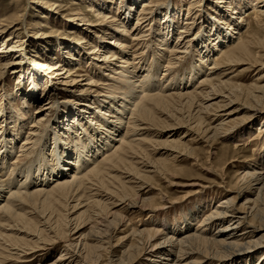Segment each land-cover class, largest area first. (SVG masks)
Listing matches in <instances>:
<instances>
[{
    "label": "bare ground",
    "instance_id": "1",
    "mask_svg": "<svg viewBox=\"0 0 264 264\" xmlns=\"http://www.w3.org/2000/svg\"><path fill=\"white\" fill-rule=\"evenodd\" d=\"M101 1L89 0L85 11L74 7L78 5L76 3L68 7L54 3L51 4L52 12L41 15L45 21L50 13L74 16L71 30L81 34L74 47L60 42V39H56L55 45L49 49L44 45L47 48L44 50H57L56 55H65L57 63H46L41 67L35 64L29 68L21 62L26 54L22 47L18 52H22L19 60H4L3 53L8 58L14 50L3 47L4 42L0 47V74L4 76L13 66L18 68L11 73L18 74L13 94L0 96L1 99L4 97L0 108V264H46L45 260L55 248L48 245L63 247L60 256L50 264H101L102 252L116 247L121 249L120 255L114 258L115 253H108L107 264H135L137 261L142 264H263L264 250L256 251L264 249V235L256 238L255 234L264 228L263 147L256 149L259 155L253 160L241 163L234 175L235 183L226 182V176L222 175L218 186L226 187L223 189L228 195L216 204H213V198L203 201L201 206L196 205L192 211L182 213V222L176 224L163 218L165 211L172 206L168 204L167 194L159 191L158 202L147 197L154 189L151 181L156 178L163 180L168 187H188L183 198L187 200L202 193L194 189L199 187L198 183L181 184L176 181L178 169L167 170L161 165L165 161L147 162V157L144 160L140 155L146 154L147 140L143 135L163 136L164 133L151 128L150 122L157 110L163 111L170 103L187 106L195 111L194 115L204 117L192 124L178 120L167 129L168 136L158 149L164 147L170 151L169 162L191 160V165L197 167L199 160L195 149L201 144H205L207 158H211L213 143L218 141L233 142L231 149L234 153L241 145H249L255 140L258 144L264 142V110L261 108L264 85L238 91L243 87L232 86L231 82L228 86L219 79L229 67L241 63L264 68L263 51H254L257 46L261 48V41L254 39V32L249 30L251 24L256 30L264 29V0H218L215 3L218 8L216 16L198 11L195 17L188 19L187 14L184 23L188 24H182L184 26L173 43L169 41L180 9L176 10L171 0L159 3L155 0H107L111 7ZM27 3L28 6L40 4L44 8L49 4L45 0H29ZM94 4L96 9L92 6ZM248 5L252 6V12L245 15L242 9ZM15 10V16L0 20V36L11 30V35L16 33L14 38H19L22 30L28 33L29 29L38 28L27 21V6ZM90 12L99 24H103L99 28L101 35L90 36L88 31L91 29L82 27L90 26L86 20V14ZM135 12L137 15L134 16ZM130 20L135 24L128 28ZM195 23L206 26L202 27L203 33L191 38L189 31L196 27ZM244 24L246 32L240 34ZM109 31L111 41L106 45L104 36ZM97 38L105 44L100 42L99 47L98 42H92ZM83 45L91 48L87 54L91 58H85ZM214 50L219 54L211 55ZM148 51L151 60L142 63L148 58ZM162 51L169 57L162 78L157 79ZM195 57L197 63L192 64ZM181 61H190L183 73L174 67ZM209 61L211 63L206 64ZM72 64L78 67L72 70ZM83 64L91 67V71L78 76V72L85 71L79 67ZM60 67L62 73L57 71ZM24 70H31L28 79ZM63 74L66 75L63 78L69 81L60 79ZM74 74L80 80L72 78ZM44 76L45 82L42 80ZM262 76L259 79H263ZM58 81L64 86L70 85V89L79 88L81 97L74 98L73 102L63 96L59 100L57 96L61 90L55 86ZM31 82L35 85L30 86ZM40 82L43 93L51 91L49 94L38 95L36 85ZM181 85L185 86L182 88ZM190 86L192 89H188ZM223 86L230 91L222 92ZM218 97L223 101L216 111L209 112L213 106L209 103ZM42 98H45L44 102L47 100L45 108L35 110L34 114L38 112V115L32 117V123L24 133L26 137L23 136L17 148L12 134L20 132L11 125L27 121L28 117L24 116L29 107L34 102L40 105ZM15 102L22 110H27L22 114L21 108L13 106ZM49 102H54L55 106H49ZM61 108L67 111L58 119L56 115ZM230 109L233 110L228 111ZM52 111L51 118L43 119ZM233 113L241 114L229 118ZM254 121L256 125H251ZM250 126L256 127L255 133L241 143L243 137L255 129ZM51 128L53 130L48 135ZM22 129L23 125H20L21 132ZM180 129L184 131L177 139H172ZM29 146L33 150L29 151ZM40 146L45 149L36 157L35 149ZM30 159L31 163L27 164ZM21 160H25L24 165L14 173L11 166L20 164ZM236 162L238 160L232 156L222 163V167H235ZM7 165H11L10 168ZM137 165H141L140 168ZM235 190L236 194L231 195ZM242 196L248 198L242 203L250 205L247 208L242 204L237 207ZM130 215L137 217L136 222L126 225ZM201 215L200 224L191 229L192 222ZM83 217L87 218L86 224L84 220V225L76 222ZM87 226V233L81 235ZM77 234L78 237L74 238ZM119 234L125 235L112 245L113 238Z\"/></svg>",
    "mask_w": 264,
    "mask_h": 264
},
{
    "label": "rangeland",
    "instance_id": "2",
    "mask_svg": "<svg viewBox=\"0 0 264 264\" xmlns=\"http://www.w3.org/2000/svg\"><path fill=\"white\" fill-rule=\"evenodd\" d=\"M28 1L29 0H20V1L19 0L18 1L17 0H0V20L7 19V17L9 18V16L10 17H12L13 15L15 16V14L17 12V10H15L16 7L20 11L21 9H23L27 6V10H26V13L28 14L26 17L27 21L31 24H36L38 26V28L29 29L28 33L25 30L24 31L22 30L21 34L19 35V38H14L16 33H13V35H11V32H10L11 30L9 32H5V33L1 34V36H0V47L3 46L2 44L4 42L3 47H12L14 50L11 54V55L14 54V56L9 55L8 58L6 57L7 54L3 53V56H5V57H3L4 60H5V58L6 59L12 58L13 60H19L21 58V57L19 58V54L22 52H20V53H18V52L21 50V47H22L23 53H26L24 55V57L21 59V62L23 64L27 65V67H29V68H31V66L35 67V64L36 65L38 64V66L41 67V65H43V64L47 65L46 63L54 64V63H57L61 59L63 60V56H65L64 54H62V55L60 54V56H59V55H56V53L58 52L57 50H52L49 52L47 50H44L43 48H45V46H44L45 44L48 46V49H49V46L55 45L56 39L57 40L60 39V42H62L64 44L68 43L72 47H74L77 44V42H78L77 40L80 39L81 34L75 33V30H71L72 29L71 23H74V21L72 20L74 18V16L63 17V14H61V13H53V14L50 13L49 17H48L49 19H47L45 21V19L41 18V15H44L45 13L47 14V13H49V11L52 12L51 9H54V8H51L52 7L51 4H54V3H57V5L62 4V6L66 5V7L70 6V4H72V3H76L78 5H75L74 7H78L80 9H82L83 11H85V10H87V8H88L87 5L89 4L86 2H89V0H45L49 3L47 5V8L41 7L42 5H40V4H37V5L31 4L30 6H28V3H27ZM114 1H116V0H114ZM155 1L159 3L162 1H166V0H155ZM171 1H172L171 5L173 7H175L176 10H177V8H179L180 11H179V15L176 19L177 24L175 26L174 32H172V35H171L172 38L169 41L170 43H173L176 41L175 39L177 37V33L184 26L182 24L186 21V15L187 14H189V16H188V19H189V17H192V16L195 17V15L197 13H199L198 11L206 13L207 16H209V14H211V13H213V16H216V13L218 11L217 6H215V3L218 2V0H195L194 3H192L191 5H189V3L193 2V0H171ZM253 2L254 1H252L251 3H253ZM101 3L105 4L107 7L110 6L109 3H107V0L101 1ZM17 4H18V6H17ZM90 4H91V2H90ZM92 6L94 8L96 7L95 4ZM189 7H191V9L188 11ZM109 9H111V8H109ZM251 10H252V6L248 5V7H245L244 9H242V12H244L245 15H248L252 12ZM111 12H112V14H115V11L113 9L111 10ZM135 15H137L136 12L134 13V16ZM86 16H87L86 20H88L90 22V26L84 25L82 27H84V28L87 27V28L91 29L90 31H88L90 36L91 35L92 36L93 35H95V36L101 35L99 33L100 32L99 28H101L103 24L102 23L99 24V21L96 20V18L91 14V12H90V14L89 13L86 14ZM234 16L237 17L238 15L236 14ZM250 18L251 17H249L248 19H250ZM132 20H130V23H129L130 26L128 25V28H131L133 26V24H135L134 21H132ZM194 21L198 22L199 20H194ZM184 24H188V23H184ZM195 24H196V27H194V29L191 28L189 31V33L192 34L191 38L196 37L200 33H203L202 27L206 26L205 24H203V26H201V24H197V23H195ZM45 26H46V28H45ZM188 27H191V26H188ZM225 27H226V29H228L227 25H225ZM246 29L247 28L245 27V24H244L242 30H240V34H244L246 32ZM129 30L130 29H128V31ZM249 30L251 32H254V39H259V41H261V44H262V45L260 44L261 48H258V46H257V48H255L257 50H254V51L255 52L263 51L262 52V54H263L264 53V29L262 31L256 30L255 26L251 24L249 27ZM96 31H98V32H96ZM110 34H111V31L108 32V35L104 36L105 37L104 41H105L106 45H107L108 41H111ZM47 36H49L50 38H46ZM9 37L14 38V39L6 40ZM236 37L238 38V35H236ZM243 37H245V35H243ZM88 39H89V37H86V41ZM90 39H91V37H90ZM97 39H96L97 41L94 39L95 41H92V42H94V43L98 42V45L101 43L105 44V43L101 42V40H99V38H97ZM150 40H151V37H149L148 43ZM46 42H48V43H46ZM88 43H90V42H88ZM94 43H93V45H94ZM99 47H100V45H99ZM109 47H111V45ZM45 49H47V48H45ZM87 49H89V50H87ZM83 50H84V54L86 55L85 58H89V57L91 58V55H87L91 51V48L90 47L88 48L85 45ZM45 51H46V53H43ZM163 53H164L163 57L159 63L160 66L157 68V71H156V73H157L156 78L157 79L162 78V76H163L162 73L166 70V63L168 62V57H169L168 53L165 51ZM216 53L219 54L218 52H216L214 50V52L211 53V55L212 54L215 55ZM61 56H62V58H61ZM151 56H152L151 52L148 51V56H147L148 58L144 59L145 62L142 60V63H146L147 61L149 63L151 60ZM189 62L190 61L183 63V61H181L180 63H178V65H175L174 67L177 68L180 71V73L181 72L183 73V70L186 69L188 67V65L190 64ZM195 62L197 63L196 57L192 61V64ZM210 63H211V61H209L206 64H210ZM62 64L63 63H59V65H62ZM96 64H98V63L96 62ZM116 64H119V63H116ZM182 64H184V65H182ZM186 64H188V65H186ZM206 64L203 67H206ZM75 66H77V65L72 64V65H70V68L72 67V70H73V68H75ZM16 67L17 66H13L12 68H10V70L8 69L7 73H5L4 76H2V73L0 74V96L2 94L3 95L13 94V90H15V88H16V83H17V78H18L17 75L18 74H15V73L11 74V73H12L13 69H18ZM79 67L84 68L85 71H83L81 73L78 72L79 73V74H77L78 76L83 75L87 72L90 73V71H91V67L87 68L85 64H83ZM179 67L180 68L182 67V68L180 69ZM24 71L26 73L25 77H26V79H28V77H29L28 72H30L31 70H24ZM57 71H58V73H62L61 67ZM204 71H205V69L203 68L202 72H204ZM46 73H47V71H46ZM101 73H104V72H101ZM177 73H178V71H177ZM177 73L172 74V75L175 76V75H177ZM140 74H143V73H140ZM140 74H138V76H141ZM223 74L220 76L221 78H219L220 81H224L225 84L226 83L229 84L228 86H230V82H231L232 86L236 85V84L239 86H242L243 88H240L238 91H249V88L253 87V85H258V86L264 85V78L259 79L262 75L264 76V68H261L260 66L249 67V65H247L246 63H241L239 65L229 67ZM75 75L76 74H74V76L72 78H77V80H80L78 77H76L77 75L76 76ZM64 76H66V75L65 74L60 75V79H62ZM56 78L58 79V77H56ZM43 79L45 82L46 77L44 76V78H42V80ZM64 79L65 78H63V80ZM98 79H101V77ZM42 80H41V82H43ZM65 81H69V80L65 79ZM26 82H28V80ZM41 82L37 83V85H36L37 86L36 89L38 91L39 96H41V94L43 93V89H44V87H42L43 85L41 84ZM60 82L61 81H58L55 85L59 90H61V94L57 96L59 100L63 96V98L66 97L68 100L73 102L74 98L81 97L79 95V92H78L79 88L70 89V85L64 86V85H61ZM31 84L32 85H30V86L35 85V83H33V82H31ZM189 84H190V82H189ZM181 86H179V88H181ZM183 86H185V85H183ZM183 86H182V88H183ZM222 88H221V91L224 93H227V91H230L229 88H227V86H223ZM47 89H45V90H47ZM188 89H192V86H190V88L188 87ZM73 91H76L77 94ZM50 92L51 91H44L45 94L46 93L49 94ZM44 99L43 98L41 99L40 105L37 102H34L31 104V106L29 107V112L27 114L28 116L27 115L24 116V117H28L27 121L22 120L20 122H17L15 125L14 124L11 125V126H13L14 129L17 130V132H20L17 135L12 134V136H13L12 141H14V143L17 145V148H19V146L21 145L19 142L21 140H23V138H24L23 136L26 137V135L24 133L28 131L27 130L28 125L30 123H32V117H35L36 115H38V112H36L37 114H34L35 110L38 107L42 108L44 106V103L47 102V100L44 102ZM220 99L221 98L218 97V98H216V100L214 99L209 103V104H213L212 109H210L209 112L213 113V111H216L217 107L223 101ZM3 103H4V97H2V99L0 97V108H1V105H3ZM49 103H50L49 106H55L54 102H49ZM13 106L16 107L17 109L21 108L20 104H18V102H15L13 104ZM167 106L168 105H166L163 108V111L157 110L155 113L153 121L150 122V124L152 125L151 128L153 130H155L156 132L159 131L160 133H164V134H162L163 136L153 138L154 137L153 133L149 134V135H146V134L143 135V137L147 140L148 144L147 143L145 144L146 145V154H145L146 156L140 155V158L146 160V157H147V159H148V160H146L147 162H156L157 160L163 161V162L165 161V164H161V165L162 166L165 165L167 170L174 171L175 168L178 169V171H180V172H177L178 173L177 174L178 179H176V181L180 182L181 184H188V183H192V182H195L196 184L198 183L199 187H195L194 189L196 190V188H197L202 193L199 195H193L192 197H190L187 200V198H185V199H183V198L186 196L184 194L189 189L188 187H180V188L168 187L167 184L163 182V180L156 179V178H154L151 181V185L154 189L152 191H150V193H148L147 197L151 198L152 200H155V202H158L159 200H158L157 196L159 195L158 194L159 191L167 194V197L170 199L168 204L170 206L171 205L172 206L170 207V209H167L165 211V214H163L164 215L163 218H165V220L169 221L170 223L175 221V224H176V222L177 223L178 222L180 223V221L182 222V220L180 218L182 213L186 214L187 212L192 211V209L196 205L201 206L203 201L207 202L208 199L210 200L211 198H213L214 199L213 204H216L217 201L221 200L224 196L228 195L229 193H226L225 190L223 189L226 187L223 186V188H221L218 186V184L221 183L220 178H222V175L224 174L226 176V178H227L226 182H234L235 183L234 175L237 172V170L240 168V166H242L241 163L245 162V160L246 161L251 160V159L253 160L255 157H257V155H259V151H257L256 149L260 148V146L264 148V142H262V144L259 142V144H258L257 140H255L249 145L248 144L247 145H241L238 147V149L234 153V151H232V149H231V146H232L231 144L233 142L223 141V142L219 143V141H218V142L213 143L212 150H211L213 155L211 158H207L209 156V155H207V148L205 149V147H203L205 144H201V145L196 146V149H195L197 159L199 160V165L197 167L196 166L193 167L191 165L192 164L191 160L190 161L179 160L178 162H175V163L169 162L168 159H170V158H168V154L170 153V151H166L168 149H166L164 147L162 149H158L159 147H161L162 142L165 139V137L168 136V134H167V132L169 130L168 128L171 125H175V123H177L178 120H185L189 124L196 123L199 120V118L204 117V115H200L198 117L197 114L194 115L195 111L192 112L190 110V108H188L187 106H179V104H177V103H176V105H172L170 103L169 106H171V107H169V106L167 107ZM43 108H45V106ZM261 108H263V110H264V102H262ZM26 110L27 109L22 110V108H21L22 114ZM231 110H233V109H230L228 111H231ZM66 111H67L66 108H61V111L58 115H56V118L59 119ZM240 114L241 113H233L230 115L229 118L237 117V115H240ZM49 115H47L46 117L44 116L43 119L44 118L47 119L48 117L51 118L53 115V111H52V114L50 116ZM43 123L46 124L47 120ZM256 123L257 122L254 121V123H252L251 125H256ZM20 125H23L22 132L20 131ZM251 127H254L255 129L252 128V131L250 132L251 134L249 133L248 136L246 135V137H243L242 141H240L241 143L245 142L247 140L246 139L247 137H250L251 135H253L255 133L256 127L250 126V128ZM52 130H53V128L48 129L47 134L48 135L51 134ZM183 131H184L183 129L178 130L176 133H174V136L172 139H174V137L177 139V137H179L180 133H182ZM44 149H45V146L37 147L35 149L36 157L41 151H44ZM228 149H230V150H228ZM30 150H33L32 146H29V151ZM29 151H27V152H29ZM48 151H50V150H48ZM16 155H17V153L15 152L14 156H16ZM14 156H12L11 158H13ZM232 156H234L235 159L238 160V162L234 163L235 167H233L232 165H227V166L222 167V163L224 161H226L227 159H230ZM20 159L21 158H18V160H20ZM137 160L142 161L141 159H137ZM137 160H134V161H137ZM262 160H264V157ZM31 161H32V159H30L27 164H30ZM142 162L145 163L144 161H142ZM24 163H25V160H21L20 164H17V165L14 164L12 166L7 165V168H10V166H11L13 169V172L16 173L22 168ZM210 163H211V165L209 166ZM140 166L141 165H137V168H140ZM135 168H136V166H135ZM206 170L209 171V173ZM236 191L237 190H235L231 195L234 196L236 194ZM188 194H190V193H188ZM248 198L253 199V196L248 195ZM248 198H246L245 196L240 197V199L237 202V207L240 206L242 203H244L245 199H248ZM242 206H246V208H247L250 205L242 204ZM240 209L244 210L243 208H240ZM77 214H78V212L76 214H74L72 216V218L75 217ZM202 215L198 218L199 220L197 219L196 222H195V220H194V222H192L191 229H193V228L195 229L200 224V223L198 224V222H201L200 219L203 218ZM136 218L137 217L135 215L128 216L127 220H129V221H127V220L125 221L126 225L130 224L131 222H136ZM160 218H162V217H160ZM86 219H87L86 217H83L82 220H76V222H80L81 225L83 223L86 224V222H87ZM142 219H144V218L142 217ZM83 220H84V222L82 223ZM76 222L72 221L71 223L74 224ZM87 229H88V226L85 227L84 230H82L81 235L86 234ZM249 230H251V229H249ZM119 231H121V229ZM124 231H126V230H124ZM211 231H213V230H211ZM257 232L255 233L256 238L264 235V228H262L261 231H257ZM124 235L125 234H119L116 238L112 237L113 238L112 245L115 244L117 238L122 237ZM113 236H114V234H113ZM75 237H78V234L75 235L74 238ZM126 243H128V242H126ZM48 246H54L55 248L52 251L53 253L49 256V258L45 260L47 262L46 264H50L56 258H58L60 256L59 255L60 251L63 250L62 249L63 247H60V248L56 247L57 245L56 246L55 245H48ZM262 250H264V249L257 250L256 252L262 251ZM110 252L115 253L114 255H116V257H114V258H117V256H119L121 253V249L118 247H116L114 249L108 248L107 251L102 252L104 257L101 261V264H107V261L105 258L107 257L108 253L110 254ZM0 261H2V260L0 259ZM39 261H41V260H39ZM209 261H211V260H209ZM9 264H11V263H9ZM135 264H142V263L141 262L139 263V261H137Z\"/></svg>",
    "mask_w": 264,
    "mask_h": 264
}]
</instances>
